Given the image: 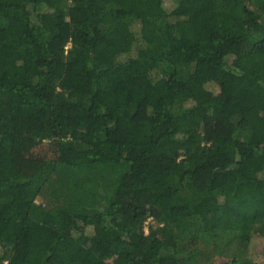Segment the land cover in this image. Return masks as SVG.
Masks as SVG:
<instances>
[{
	"label": "trees",
	"instance_id": "obj_1",
	"mask_svg": "<svg viewBox=\"0 0 264 264\" xmlns=\"http://www.w3.org/2000/svg\"><path fill=\"white\" fill-rule=\"evenodd\" d=\"M0 264H264V0H0Z\"/></svg>",
	"mask_w": 264,
	"mask_h": 264
},
{
	"label": "rangeland",
	"instance_id": "obj_2",
	"mask_svg": "<svg viewBox=\"0 0 264 264\" xmlns=\"http://www.w3.org/2000/svg\"><path fill=\"white\" fill-rule=\"evenodd\" d=\"M214 85L218 88L217 84H214ZM39 201H40V199H39ZM262 241H263V238L256 237L255 240H254V242H253V244H252V247H251L252 250L254 251V253L258 257H260V245H261Z\"/></svg>",
	"mask_w": 264,
	"mask_h": 264
}]
</instances>
